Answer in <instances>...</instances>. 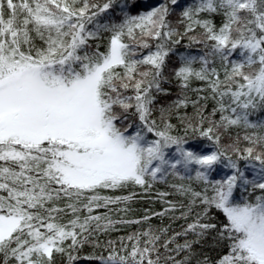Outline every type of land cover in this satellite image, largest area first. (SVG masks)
Listing matches in <instances>:
<instances>
[{
    "label": "snow or ice",
    "instance_id": "obj_1",
    "mask_svg": "<svg viewBox=\"0 0 264 264\" xmlns=\"http://www.w3.org/2000/svg\"><path fill=\"white\" fill-rule=\"evenodd\" d=\"M132 7L0 0V264H264V122L250 120L264 111V0ZM232 129L245 134L222 143ZM158 183L171 189L155 193L162 209L130 218L136 189ZM118 225L140 228L101 239ZM205 244L227 251L213 261Z\"/></svg>",
    "mask_w": 264,
    "mask_h": 264
},
{
    "label": "trees",
    "instance_id": "obj_2",
    "mask_svg": "<svg viewBox=\"0 0 264 264\" xmlns=\"http://www.w3.org/2000/svg\"><path fill=\"white\" fill-rule=\"evenodd\" d=\"M160 2V0H129V4H133L134 7L131 8V11L133 14H137L139 12L142 11H147L150 9L151 6H154L156 4H158ZM186 0H181V4L185 3ZM180 8H177L176 12L174 14H172L169 17V20L171 22V24L175 27H180L182 30V26L179 25V20H180ZM217 23H219V20L217 19ZM188 44V39L184 38L181 41V44L178 45V49L181 52L185 51L184 45ZM201 46L199 45H193L191 49H188V51H191L193 54H196L197 52L200 51ZM200 85L197 83L194 85V87H199ZM179 94V89L176 86H171V95L169 97H167L166 102H171L172 100L176 99L177 95ZM188 95L190 96L191 99H196V94L189 92ZM203 103V101H202ZM213 109V102L212 101H208L207 102V106L205 108V115H207L208 113H211ZM194 108L192 107L191 104H189V106L184 109H180L179 114L180 115H185L187 114L188 116H193L194 114ZM215 119H219V116L217 115L216 117H214ZM250 120L254 121V122H264V111H257L256 113H254L252 116H250ZM171 123L176 125V132L174 134H178L183 136L184 135V128L183 125L180 124L179 120L176 118V116L174 115L172 117ZM206 126V125H205ZM245 134V131L242 129H232L230 130L228 133H225L222 136V143L224 144H229L232 142V140H234L236 138L237 135L239 136H243ZM192 132L191 130H189L188 132V136L192 137ZM198 146H208L207 150L210 151L211 147L209 145V143L207 141H203V140H190L189 144L186 145V147H190V148H195V150H199ZM241 148H243L245 145L243 142H241ZM233 158L235 159V156H233ZM244 161H240V166L243 167L244 166ZM225 170L221 169L220 171V175H223ZM194 175V174H193ZM210 178H219V176L217 175L216 172H213L212 177ZM169 182L173 183V182H178V181H174L172 178H169ZM193 186L197 188V190H199V185L195 184V182H193ZM128 191H131L128 190ZM128 191L125 192H120V193H105L108 195H127ZM138 195L136 196L135 200L132 202L131 204V208H132V212L129 214L130 218L133 219H139L141 218L144 214L145 211L148 210L149 212L151 211H160L163 207V205L159 202V200L156 198L155 193L157 191H171V189L168 187V185L163 184V183H158L154 186L152 192L150 195H144V194H139V189H136ZM169 200H176L177 197L176 196H169L168 197ZM200 209H197V211H199ZM212 214L215 215V210H211ZM114 216L118 215L116 213L113 214ZM178 215V213H177ZM151 225L153 226H162V227H169V231L171 232H175V231H180L182 225L184 224L183 220H170L167 217H164L163 219L159 218V217H153V219L150 221ZM120 230L111 233L109 236L107 237H101L102 240H107V239H113V240H118L120 237L122 236H127L129 233L137 231L138 228H140L139 225H124V226H117ZM144 227H147V225H144ZM180 239V242L182 241V238H178ZM196 247V252L197 254H199L201 251H203L204 255L209 256L210 259H212L213 261L218 258V253L220 252H224L226 253L227 249H223V250H216V251H212L210 249V247L205 244L203 246L201 245H197ZM97 252V254L99 252L102 251V249L97 248L95 250ZM93 252V248L91 245H85L83 249H81L80 255L81 256H87L90 253ZM58 264H59V260H58ZM80 264H88L87 261H80Z\"/></svg>",
    "mask_w": 264,
    "mask_h": 264
}]
</instances>
